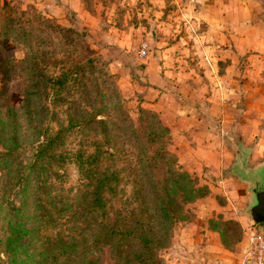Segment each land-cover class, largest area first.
<instances>
[{"label":"rangeland","instance_id":"rangeland-1","mask_svg":"<svg viewBox=\"0 0 264 264\" xmlns=\"http://www.w3.org/2000/svg\"><path fill=\"white\" fill-rule=\"evenodd\" d=\"M38 1L37 5L44 2ZM186 1L80 0L81 9L68 8L69 11L61 13L60 21L29 3L30 0H0V18L9 6L13 11L10 15L22 20L9 37L0 31V115L5 117L7 107L16 113L12 121L0 123V264H83L90 255L101 264L118 262L119 258L108 247L102 252L90 250L88 243L92 241L91 229L95 223L89 211L91 190L85 178L91 168L85 166L83 170L77 165L79 153H105L98 171L114 174L112 183L105 189L106 212L110 217L115 213L127 218L128 226L131 218L141 215L136 180L144 184L149 194L145 195V203L154 219L156 244L153 246L161 264H168L167 254L176 232L204 206L213 205L211 199L226 204L222 181L227 179L222 177L208 184L197 171L187 169V166L214 165L205 153L200 161L190 149L180 157L170 124L162 122L158 105L161 99L167 105L174 100V104L181 106L183 115L190 116L184 88L170 92L168 86L159 87V82L152 80L159 71L175 70V75L185 76V69L191 64L201 68L202 58L192 56L197 50L189 38L191 29L186 26ZM58 26L77 31L80 41L73 42V36L69 37L71 43L64 40L55 29ZM152 32H156V37ZM145 45L149 52L142 56ZM63 55L66 60L91 56L95 61V71L84 75L87 88L82 95L68 90L73 83L65 92L54 93L42 75L43 71L50 76L60 74ZM33 56L36 57L32 62ZM2 60L12 62L9 81L1 70ZM32 80L35 88L32 106L28 108L24 96ZM151 112L158 115L164 131L159 129ZM94 117L107 122L108 134L103 126L91 124ZM70 118L74 120L72 127ZM226 124L229 132L239 121ZM201 126L208 129L210 123ZM149 129L154 134L165 132L163 142L171 153L163 160H149L162 145L154 136H148ZM176 131L181 136L194 128L185 122ZM259 131L251 140L257 152L251 166L264 164V124ZM11 134L18 139V146L6 153L4 144L9 145L7 138ZM230 137L221 134L218 140H211L203 133L197 136L204 144L210 141L214 146L219 142L233 146L237 140ZM176 170L190 175L196 191L192 192L193 197L189 195L191 199L184 204L180 218L166 226L156 209L158 197L149 185L151 181L160 184L166 179L174 181ZM234 204L237 206V200ZM229 220L240 223L221 214L207 224L215 230ZM86 221L90 229L85 228ZM255 227L251 222L246 231L242 227L241 238L234 243L238 234L235 230L227 238L228 244L234 249L243 239L248 244V234ZM86 236L88 243L84 242Z\"/></svg>","mask_w":264,"mask_h":264},{"label":"crops","instance_id":"crops-1","mask_svg":"<svg viewBox=\"0 0 264 264\" xmlns=\"http://www.w3.org/2000/svg\"><path fill=\"white\" fill-rule=\"evenodd\" d=\"M36 1L29 3L58 20L61 13L69 11L68 8L81 9L80 0H42L40 5ZM185 7L186 26L192 33L189 38L197 50L192 56L202 58L201 68L191 64L185 69V76L175 75V70L159 71L152 80L159 82V87L168 86L170 92L184 88L190 116H184L181 106L174 104V100L167 105L161 99L158 105L162 122L170 124L172 135L177 138L175 150L180 157L183 158L188 149L200 161L203 153L206 154L214 166H187V169L197 171L202 180L205 178V183L226 178L227 181L222 182L227 199L225 205L211 199L213 205L204 206L191 222L176 232L168 250L167 263L252 264L246 259L245 239L235 249H227L220 233L210 229L207 222L224 214L226 219L240 221L245 231L250 227L244 209L252 202L250 189L255 171L264 166H251L257 155L251 140L264 124V0H187ZM146 51L144 55H147ZM238 121L235 128L226 130V123ZM185 122L192 124L194 131L180 136V132L174 130ZM204 122L210 123L208 129L202 128ZM202 133L211 140H218L221 134L228 135L237 143L233 146L224 142L214 146L210 141L204 144L197 138ZM231 191H237V194ZM254 230L264 235V224Z\"/></svg>","mask_w":264,"mask_h":264},{"label":"trees","instance_id":"trees-1","mask_svg":"<svg viewBox=\"0 0 264 264\" xmlns=\"http://www.w3.org/2000/svg\"><path fill=\"white\" fill-rule=\"evenodd\" d=\"M11 10L12 9L7 6L5 12L0 18V23H2V26H0V31L1 33L5 32V36L8 37L16 32L17 25L22 22V20L19 21L15 16L10 15V12H13ZM55 29L59 33L61 32L62 34L60 35L69 43L72 41L69 39L71 36H73V42L76 44L81 39V37H79L80 35L75 30L66 29L61 26H58V28ZM19 39L24 41L25 37H19ZM35 57L36 56H33L30 61H35ZM66 59L64 55L61 58L62 66L60 74H56L54 76L47 74V76L43 71L42 75L45 76V79L50 84V89H52L54 93L57 92L61 94L62 91L65 92V90L68 89L67 87L73 83V85L68 90L72 92L77 91L78 96L82 95L83 90L87 88L84 75L95 71V61L93 58H91V56H86V58L82 60H80L78 57L73 59L68 57V60ZM11 63L12 62L8 63L6 60H2L1 62V70L3 75L5 74L4 77L6 81L11 79L10 75L13 70ZM30 83L24 96V103L27 104L28 108L32 106V91H34L35 88V82L32 80ZM153 114L155 115V119L157 121L156 123L159 125V129L164 131L161 126V122L158 119V115L156 113ZM15 116V111L11 107H7V114L5 117L0 115V123L6 124L9 121H12ZM73 121V118H70L68 121L71 127L74 125ZM90 121L93 125L103 126L102 128L104 129V132L108 134L107 122L105 120H99L98 117H94L90 119ZM83 123L84 122H82V124ZM148 136H154L155 139L159 140V143L161 142L162 144L154 152L152 158H149V160L157 162V160H163L171 153L169 150H167L166 144L163 142L165 132L161 134H154L149 129ZM7 140L9 145L4 144L5 151L6 153L13 152L18 146V139L14 134H11ZM104 154L105 153H79L76 155V163L81 169L84 170L85 166H89L91 168L89 173L86 175L85 181H87L91 190L89 211H91L94 215L93 219L95 225L91 229L93 230L91 237L92 241L90 242L89 238H87L88 236H86L84 242H90L88 243L90 250L92 249L94 252H102L106 247L110 248L111 252L115 253L119 258L116 264H161L156 256V248L153 246V244H156V238L153 233L154 219L150 215L149 209L145 203V195L149 196V194H147V190L144 184L142 185L141 181L136 180V189L140 195L139 201L142 202L140 210L141 215L138 218H131L129 221L131 225L128 226L125 224L127 218L123 216L121 218L115 213L110 217L108 212H106V206L104 204H108L107 202L104 203V194L106 193L105 189L108 187L109 183H112V177L114 174L110 173L109 171H98V166L102 163L103 159H105ZM93 159L94 162L92 161ZM174 173V181L166 179L163 180L161 184L151 181V184L149 185L150 190L154 191L158 197L159 205H157L156 209L160 213V218L164 221V223H166V226L167 223L172 225L173 221H176L180 218V211H183L184 204H186L191 199L189 198V195H194L193 193L196 191L194 186H192V179L187 172L176 170ZM140 191L142 192L140 193ZM176 192L179 194H174ZM102 210L103 212H101ZM221 225H223L222 228L216 227L215 230L220 233L224 247L227 249H233V247L228 244L227 238L230 236V234L237 230L238 234L234 243L239 241V238H241L239 235L242 233V227L239 222L233 220L226 221ZM85 228H91V225H89L87 221L85 222ZM83 264L101 263L99 259L90 255L89 258L84 259Z\"/></svg>","mask_w":264,"mask_h":264},{"label":"water","instance_id":"water-1","mask_svg":"<svg viewBox=\"0 0 264 264\" xmlns=\"http://www.w3.org/2000/svg\"><path fill=\"white\" fill-rule=\"evenodd\" d=\"M155 37V32H152ZM253 187L250 189L252 202L248 207L247 215L254 226L264 224V166L255 171L252 179Z\"/></svg>","mask_w":264,"mask_h":264},{"label":"built area","instance_id":"built-area-1","mask_svg":"<svg viewBox=\"0 0 264 264\" xmlns=\"http://www.w3.org/2000/svg\"><path fill=\"white\" fill-rule=\"evenodd\" d=\"M146 49V46H144L141 53L142 56H144ZM246 251L247 262L264 264V236L257 231L250 232Z\"/></svg>","mask_w":264,"mask_h":264}]
</instances>
